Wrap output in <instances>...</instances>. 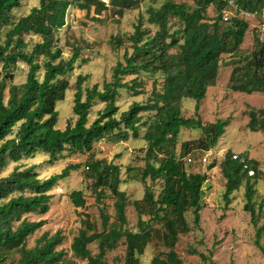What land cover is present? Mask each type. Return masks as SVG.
I'll list each match as a JSON object with an SVG mask.
<instances>
[{
	"label": "trees",
	"instance_id": "16d2710c",
	"mask_svg": "<svg viewBox=\"0 0 264 264\" xmlns=\"http://www.w3.org/2000/svg\"><path fill=\"white\" fill-rule=\"evenodd\" d=\"M25 0H0V264H66L67 251L59 248L65 241L61 231L36 234L46 223L51 191L80 163L69 164L60 173L40 178L38 165L23 160L36 154L56 163L65 157L88 154L89 189L101 205L100 227L82 213L81 227L70 245L72 255L85 264H106L107 254L120 245L125 247L124 264H141V256L153 240L161 237L167 251L154 256L148 264H184L176 246L181 238L200 228L205 203L207 172L189 173L184 156L192 148L208 151L225 133L228 121L203 124L200 117H185L183 101H196L198 109L208 88L215 86L222 66L231 67L229 88L234 92L264 93V43L258 40L252 49L242 47L250 29L243 12L260 13L264 0H235L239 9L226 0H192L193 3L163 0L147 8L134 32L127 38L124 60L113 69L112 79L84 87L87 75L79 74L74 84L73 118L58 127L57 103L72 87L71 76L83 47L77 39L68 41L71 56L65 58L59 32L67 25L71 7L96 14L112 10L123 17L137 9L143 0H40L25 15H16ZM214 7L217 15H208ZM234 8L236 15L223 20V10ZM151 26V27H149ZM29 35L30 40L25 36ZM37 39H34V38ZM123 44V38H117ZM19 62L28 66L25 82L14 83ZM156 75L161 77L157 84ZM145 76L155 77L145 101H133L120 111L122 90L133 96L147 93ZM130 78V79H128ZM104 103L98 116L90 121L96 103ZM247 128L264 133V106L247 111ZM201 129L204 136L183 141V152L176 146L182 129ZM143 140L145 165L129 166L133 180L146 184L144 196L132 205L138 215L137 227L129 226L127 206L130 198L121 189V165L98 157L96 143L102 140ZM14 167L1 175L8 163ZM86 166L88 168H86ZM216 163L211 164V170ZM225 179L223 198L226 206L233 193L244 185L245 210L257 226L255 244L264 255L261 237L264 225V197L258 199L257 185L264 181L258 160L244 152L233 158L228 151L219 163ZM252 170L254 173L249 174ZM150 179L151 183H146ZM158 186V189H157ZM157 190V191H156ZM113 199L115 223L107 226L103 212L106 198ZM70 198L76 207H85L84 191L73 190ZM188 214L192 219L189 220ZM35 237L33 244L30 239ZM96 246L93 252L92 246ZM201 255L205 264H218L211 254ZM264 264V263H262Z\"/></svg>",
	"mask_w": 264,
	"mask_h": 264
},
{
	"label": "rangeland",
	"instance_id": "374dc122",
	"mask_svg": "<svg viewBox=\"0 0 264 264\" xmlns=\"http://www.w3.org/2000/svg\"><path fill=\"white\" fill-rule=\"evenodd\" d=\"M108 2V0H103ZM192 4V0H175ZM163 0H143L137 9L126 11L123 17L118 16L112 10H104L96 14L95 8L88 12L71 7L67 15V25L59 32L60 45L64 48L65 58L71 56L68 41L72 43L75 39L82 45L81 56L75 65V70L71 76L72 87L66 91L63 100L57 103L59 112L58 127L64 128L69 119L73 118V99L74 84L79 74L87 75L88 79L84 82V87H91L95 83L100 86L104 81L112 79L113 69L119 61L124 60L125 47L129 45L128 36L134 32V26L141 18L146 17L147 8L150 5H160ZM40 4V0H25L16 15H25L29 10ZM77 9V10H76ZM234 8H229L230 17L236 15ZM208 15L215 17L217 15L214 7L208 9ZM250 23V29L246 35L242 47L252 49L256 44L255 31L259 23L258 17L244 15ZM151 27V26H149ZM152 28V27H151ZM123 38V44L117 43V38ZM30 40V36H25ZM34 39H37L36 37ZM231 67L222 66L219 72V78L215 86L208 88L206 97L202 99L198 109L195 108L196 101L187 98L183 101L182 113L185 117H200L203 124L215 122L217 120L228 121L225 127V133L219 138L217 144L208 151L201 148H192L187 153L183 162L189 173L207 172L209 180L204 188L203 200L205 206L201 211L200 228H194L188 234L181 235L177 243L176 251L179 253L184 264H205L200 254L191 252L197 249L198 252L206 255L211 254L214 261L218 264H262L264 255L260 248L255 244L257 226L251 221V215L245 210V188L244 185L236 190L232 195V201L229 206L225 205L223 193L225 179L223 178L219 163L228 151L232 153L246 152L251 158L260 160L264 169V133L251 131L247 128L249 118L247 111L250 108H261L264 106V93L254 92L252 94L234 92L229 88V78ZM28 66L19 62L15 70L14 83L21 84L26 80ZM159 85L161 77L156 75ZM155 77L145 76V89L147 93L133 96L129 92L122 90L118 105L120 111L126 110L133 101L147 100L152 90ZM130 79V78H128ZM104 103L98 102L94 105L90 115V121L98 116V111L103 109ZM201 129H182L179 141L176 146L178 153L183 152L181 146L183 141H194L203 137ZM97 145L98 157L108 159L121 165V177L123 182L121 189L126 191L130 200L127 206V215L129 226L133 229L137 227L138 215L132 202L144 196L146 184L133 180L127 172L129 166L142 167L145 165L144 151L145 141L129 139L128 141L102 140ZM241 154V153H240ZM191 155L193 162L187 163L186 158ZM48 156L45 154H36L33 158L23 160L26 165L37 164L39 177L47 178L52 174L60 173L69 164L80 163L81 167L77 170H71L70 175L61 180L51 191L53 197L50 201V210L43 216L46 219L45 225L36 234L40 235L43 231L54 233L61 231L65 236V241L59 248L67 251L68 261L66 264H85L75 258L70 245L73 237L77 235L81 227L82 213H86L100 227L102 210L101 205H97L94 194L89 189L91 179L87 177L88 154H76L71 157H65L54 164L47 162ZM216 163L211 170L208 167ZM14 163H8L1 175H7L12 171ZM151 183L150 179L147 180ZM158 189V186H157ZM258 199L264 197V181L260 180L258 185ZM73 190L84 191L86 200L85 207H76L70 198ZM157 191V190H156ZM103 212L106 215L107 226L115 223L116 210L113 205V199L106 198L104 201ZM189 220L192 219L188 214ZM264 225V214L259 219L258 226ZM30 239L33 244L35 237ZM261 244L264 246V233L261 237ZM93 252L96 246H92ZM167 251L162 239L154 235L153 240L147 246L145 253L141 256V264H148L152 258L159 253ZM125 247L120 245L117 249L108 252L106 264H124Z\"/></svg>",
	"mask_w": 264,
	"mask_h": 264
},
{
	"label": "built area",
	"instance_id": "2783aa9c",
	"mask_svg": "<svg viewBox=\"0 0 264 264\" xmlns=\"http://www.w3.org/2000/svg\"><path fill=\"white\" fill-rule=\"evenodd\" d=\"M226 1L228 2L229 6H234L235 8L239 9V6L238 4H236L235 0H226ZM243 14L259 18V23L257 25L258 40L260 43H264V10L261 11L260 13L243 12ZM229 19H230L229 10L224 9L223 20L227 22L229 21ZM239 157H240V153H233V158H239ZM186 162L187 163L193 162V158L191 157V155H188V157L186 158ZM86 168L88 167L86 166ZM253 173L254 172L252 170L249 171V174H253Z\"/></svg>",
	"mask_w": 264,
	"mask_h": 264
},
{
	"label": "crops",
	"instance_id": "0c3cea01",
	"mask_svg": "<svg viewBox=\"0 0 264 264\" xmlns=\"http://www.w3.org/2000/svg\"><path fill=\"white\" fill-rule=\"evenodd\" d=\"M77 10V9H76ZM240 153H244V152H240ZM249 155V154H248ZM249 157H250V155H249ZM251 158V157H250ZM259 161V163H260V167H261V169H263V166H262V163H261V161L260 160H258ZM264 170V169H263Z\"/></svg>",
	"mask_w": 264,
	"mask_h": 264
}]
</instances>
